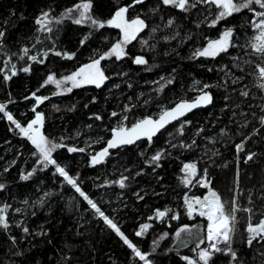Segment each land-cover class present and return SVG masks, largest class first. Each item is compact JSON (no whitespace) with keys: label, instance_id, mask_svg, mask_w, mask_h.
<instances>
[{"label":"snow or ice","instance_id":"snow-or-ice-1","mask_svg":"<svg viewBox=\"0 0 264 264\" xmlns=\"http://www.w3.org/2000/svg\"><path fill=\"white\" fill-rule=\"evenodd\" d=\"M110 3L106 17L100 12L99 0H77L59 12L54 4L41 7L33 19L31 35L21 38L15 51L9 46V34L16 23L10 24L8 20L0 23V91L3 92L0 120L6 122L8 131L30 145L32 158L30 169L18 170L17 180L29 182L40 173H50L55 185V188L46 190L41 181L37 192L42 194L35 199L24 197L18 201L19 206L7 200L0 203V232L7 236L8 252L21 258V264H26L28 253L35 247L33 241L49 236L43 224L39 230L30 229L27 219L34 217L38 209L46 207L49 209L47 214L51 216V200L62 197L67 187L73 192L69 200L70 209L80 212L81 203L87 206L79 214L80 223L75 234L83 236L85 233L80 229L91 226L93 222L97 226L102 223L105 230L114 234L130 250L127 264H162L160 258L170 254L178 257L182 264H217L218 257H225L227 264H264V211L256 207V200H264V182L260 185L259 195L255 188H249L245 196V189L240 187L241 164L246 173L251 164H257L264 158V151L255 150L264 143V0H155L146 10V0H129L127 3L110 0ZM236 15H241V19L232 23L230 18ZM11 16H16L15 10H12ZM19 19L25 20L26 17L21 13ZM66 23L87 28L75 51L61 44L60 37ZM109 29L117 30L115 37L107 34ZM213 31L215 35L210 34ZM142 33L145 35L142 36ZM97 38V47L92 48L91 42ZM134 41L140 45L137 53L129 50ZM189 41L192 44L188 60L195 62L203 58V61L216 62L220 58L221 63L215 70L222 75L215 81L194 80L187 89V92L195 93L193 96L188 97L186 92L179 98L167 97L168 102L165 103L160 97L166 88L176 83V69H173L171 76H160L151 81L149 93L115 94L122 83L129 90L134 87L129 71H113V68H120V62L130 60L133 65L143 66L145 71L151 72L159 67L154 62L157 56H179V49ZM173 42H176L175 46ZM161 43L167 46L162 53L158 51ZM85 46L90 49L89 54L86 59L78 60V52ZM149 53L153 54L152 62ZM50 57L76 61V66L58 73L49 65ZM225 57L228 58L226 63L223 62ZM34 66H45L46 75L35 90L25 84L21 99L30 103L28 112L32 115L28 117V112H24L21 117L28 118L22 119L10 108L20 102L13 96L11 82L20 78L21 74L31 77ZM201 66L205 65L202 63ZM207 71L212 72L213 67H208ZM117 78L121 83L111 84L109 95L105 96L107 103L115 95L119 104L118 108L108 113L112 121L110 127H104L102 114L92 113L88 120L93 123L86 124L85 129L91 132L95 122L101 123L96 126L98 133L95 137L89 136L82 141L84 146L69 143L85 135L81 129H77L74 135L47 134L48 116L42 106L53 96H68L76 89L89 87L103 89L109 81ZM50 85L55 90L50 95L43 94L42 89H48ZM214 90L224 93L221 115L216 120L220 122L224 114H228L229 123L214 134H207L209 128L201 124L193 127V120L187 117L195 110L209 106L215 108L217 98ZM90 103H97L96 97ZM88 107V104L84 105V108ZM52 109L55 112H75L77 104L65 108L52 104ZM215 127L211 124V128ZM188 131L192 132L191 136L187 135ZM99 132L110 133V138L105 139ZM161 139L163 143H159ZM96 144L104 146L96 151ZM229 147L234 148L232 161H226L221 150ZM62 149L69 154H88V166L91 168L105 166L110 159L119 157L117 167L109 174L110 178L96 184L98 189L115 191V201H104L117 205L112 208L113 215L84 190L80 174L71 172L69 165L58 159L57 153ZM130 150L135 153L131 164L124 159ZM17 151L19 156H23V147ZM185 155L190 157L187 161L181 159ZM17 159L13 157L0 169V193H8L12 200L16 197L11 195L12 185L7 181L6 174L16 166ZM172 160H178L180 164L175 176L179 191L173 189L175 206L152 208L146 219L137 221L134 236L147 238L156 223L171 229V222L180 221L182 213L189 221L199 222L181 224L171 233L161 231L154 235L145 250L122 230L118 217L129 208L124 196L130 192L137 203L146 201L148 197L165 198L170 186L161 173L165 163ZM230 165L234 166L235 174L226 198L224 192L214 186L216 177L213 171ZM143 176H150L153 186L133 190L137 178ZM96 179L99 177L94 181ZM247 179L251 180L252 176L247 175ZM156 185L161 190L157 191ZM194 189L201 190L200 194H196ZM241 197L246 203L241 202ZM240 213L246 215V227L238 241ZM86 214L91 219H87ZM13 215L19 218L13 220ZM15 230L19 231V236L13 234ZM170 236L171 246L161 249V243ZM25 241L29 245L27 248L22 247ZM48 243L51 244L50 239ZM244 246L253 253L251 262L242 251ZM182 249H190L192 255L182 254ZM58 253L57 264H78L72 254V245L65 243ZM8 264L14 262L9 261ZM112 264H117V261L112 260Z\"/></svg>","mask_w":264,"mask_h":264},{"label":"trees","instance_id":"trees-1","mask_svg":"<svg viewBox=\"0 0 264 264\" xmlns=\"http://www.w3.org/2000/svg\"><path fill=\"white\" fill-rule=\"evenodd\" d=\"M77 0H0V23L4 20H8L9 23H16V26L10 30L9 34V46L13 51L16 50V44L21 42V38H27L31 35L33 30V19L41 7H47L49 4H54L56 6L57 12L62 10L66 6H71ZM100 2V12L106 17L109 14L111 8L110 0H99ZM122 3H127L129 0H121ZM155 0H146L145 10L154 4ZM15 10L16 16L12 17L11 12ZM23 13L26 17L25 20H20L19 16ZM242 15V14H241ZM241 15H236L230 18L232 23H237L241 19ZM247 19V16H244ZM105 31V30H102ZM147 31V30H146ZM87 32V28L75 26L71 23H66L64 29L61 33V44L65 46L68 50L75 51L78 48V43L80 38ZM107 34L115 37L117 30H106ZM215 35V31L210 33ZM142 36L145 34L142 33ZM176 42H173L175 46ZM98 44V38L91 42V47L95 48ZM192 42L189 41L187 45H184L179 49V56L173 54L172 56L159 55L155 58V63L159 65L157 68H153L151 72L145 71L143 66H136L131 63L130 60L126 62H120V68H113V71H129V78L134 81V87L129 90L126 84L122 83L121 89L116 90L115 94L124 93L126 95H134L143 91L149 93L151 91V81L159 79L160 76H171L173 69H176V83L169 88H166L164 93L161 94V99L167 103V97L179 98L181 95L187 92V89L192 85L194 80H200L204 82L215 81L221 73H218L215 69L221 63L220 58H217L216 62L203 61H191L187 59L189 54V49ZM135 45V46H133ZM133 45L129 46V50L132 53H137L139 51L140 45L134 41ZM106 48L107 45H104ZM88 46L80 49L78 52V60H84L89 54ZM167 50V46L161 43L158 46V51L162 53ZM152 53L148 54L150 62H152ZM223 62H228V58L225 57ZM205 66H201V64ZM49 65L56 69L58 73H64L66 70H71L76 66V61H63L59 58L49 59ZM213 67L212 72H208L207 68ZM46 75L45 66H34V72L31 77H25L21 74L20 78H14L11 82V90L13 96L20 101L15 106H10L14 113L22 118L27 119L31 117V113L28 112V107H30L29 102H23L21 99V93L24 91L25 84L28 88L35 90L40 82ZM128 79V78H125ZM113 83H121L120 79L117 78L115 81H109L108 84L103 89H95L94 87L76 89L72 94L68 96H53L50 102H46L42 106L46 115L48 116V121L46 124L47 134L49 135H61V134H72L74 135L77 129L85 131V135L77 140L69 141V143H76L80 146H84L82 141L86 140L89 136L95 137L98 133V126L101 122L94 123V130L88 132L85 129V125L88 123H93V121L88 120V117L92 113H100L104 116V127L108 128L111 126L112 121L108 118V113L114 108H118L119 104L113 95V98L105 102V96L109 95L108 87ZM54 86H48V89H42L43 94L50 95L51 91H54ZM195 93L187 92L188 97L193 96ZM153 96L156 93H152ZM224 93L222 90H214V96L216 99V106L213 108L209 106L207 109H200L191 113L187 119L193 120L195 127L196 124L205 125L210 131L207 134H214L223 125L229 123V115L224 114L223 119L217 122L216 117L220 116V108L223 107V97ZM93 97H96L97 103L92 104L90 101ZM0 99H3V92L0 91ZM125 102H127L125 100ZM52 104H59L61 108L70 106L71 104H77V110L75 112H55L52 109ZM88 104V108H84V105ZM155 111V108L151 109ZM247 110V109H245ZM28 112V117H21V114ZM209 123L206 124L205 122ZM211 124H215V128H211ZM172 126L170 125L169 128ZM100 135L104 136L105 139L110 138V133L99 132ZM188 136L192 135L191 131L187 132ZM10 141L11 143H8ZM163 143V139L159 141ZM103 144L94 145V149L99 151ZM23 147V156H19L17 149ZM144 147V145H141ZM30 145L23 143L19 137L14 135L12 132L8 131L6 122L0 120V169L5 166L6 163L10 162L13 157H18L17 164L15 167L11 168L10 172L6 174L7 181L12 185L10 192L11 195L16 197L15 200L10 199L8 193H0V203L8 201L13 203L15 206H19L18 201L24 197L36 198L37 195L42 193L37 192V187L40 186L41 181L43 182V188L50 190L55 188L53 184V178L50 173H40L38 176L34 177L29 182H18V170H28L32 164V158L29 153ZM224 152V159L226 161H232L234 159V148L229 147L227 150L221 149ZM255 150L264 151V143H262ZM177 155V153H174ZM58 159L64 161L69 165L71 172H78L81 178L84 180V190L89 193L94 199H96L102 206V208L113 215L112 208L117 205L113 203L112 205L104 203L106 200H116V193L113 189H98L96 187L97 183H102L105 179L110 178L111 173L117 167V161L119 157L110 159L109 163L105 166H97L96 168H91L88 166L89 157L88 154L82 153H67L66 149H62L57 153ZM135 153L129 151L128 155L124 157L125 161L131 164V160L134 158ZM190 157L185 155L181 157L187 161ZM180 167L178 160H172L170 163H165L164 170L161 174L166 177L165 182L170 186L168 188V193L165 198L160 197H148L146 201L137 203L131 193H126L124 199L129 205V208L124 209L123 212L119 214L118 219L122 224V230L125 234L133 239L135 243L141 245L145 250L148 249L151 240L154 235L160 233L161 231L173 232L181 224H192L198 221H189L186 216L181 214L180 221H172V228H167L166 225H161L156 223L153 229L149 230V235L147 238L141 239L134 236V230L138 228V220L146 219L147 214H149L152 208L157 206H175L176 194L173 189H177V182L175 179L178 169ZM216 179L214 181V186L224 192L226 198L228 197V188L231 187L232 181L234 179L235 168L234 166H229L228 168H216L213 171ZM251 175L252 179H247V175ZM99 177L94 181V178ZM264 182V158L260 160L257 164H251L247 168L245 173L244 165L241 164V181L240 187L245 189L244 195L247 196V189L255 188L257 190V195L260 194V185ZM152 179L150 176H143L137 178V183L133 186V190H139L140 187L151 188ZM157 191L161 190L158 185L155 186ZM196 194H200L201 190L194 189ZM73 196V192L65 188L62 197H54L51 204V216L47 213L49 209L46 207L43 210H37V214L34 217L29 216L26 223L30 229L39 230L40 225H44L46 230L49 232L47 238H36L33 241L35 247L32 248L31 252L28 253L26 257V264H57L59 259L58 250L63 249L65 243L73 246V255L78 261V264H112V260H116L117 264H127V257L129 251L126 246L122 245V242L112 233L104 229L103 224L97 226L96 222H93L91 226L86 225L85 228L80 229L85 235L77 236L76 230L79 227V214L83 212L87 207L86 204H80V212L70 209L69 200ZM103 197V199H101ZM255 199V197H254ZM241 202L246 203L244 197H241ZM256 207L260 211H264V200H256ZM138 210V211H137ZM13 220L18 219V216L13 215L11 217ZM87 219H91V216L86 214ZM258 219L254 218L255 220ZM239 236L244 234L246 227V215L244 213L239 214ZM14 235L19 236L18 230L13 232ZM51 240V244L48 240ZM171 236L169 239L164 240L161 243V249L171 246ZM239 246V244H238ZM22 247H29L27 241L22 244ZM9 242L7 236L0 232V264H8L9 261H13L14 264H21V258L15 257L8 252ZM94 249V251L90 250ZM242 251L247 256L248 262L252 261L253 253L248 250L246 246L242 247ZM182 254L192 255L190 249H182ZM162 264H182L178 257L174 254H170L167 257H161ZM217 264H227V259L225 257H218ZM258 264V262H257Z\"/></svg>","mask_w":264,"mask_h":264},{"label":"water","instance_id":"water-1","mask_svg":"<svg viewBox=\"0 0 264 264\" xmlns=\"http://www.w3.org/2000/svg\"><path fill=\"white\" fill-rule=\"evenodd\" d=\"M195 111H196V110H195ZM190 114H191V113H189V115H190ZM189 115H188V116H189Z\"/></svg>","mask_w":264,"mask_h":264}]
</instances>
